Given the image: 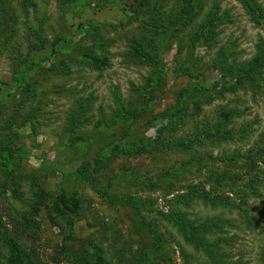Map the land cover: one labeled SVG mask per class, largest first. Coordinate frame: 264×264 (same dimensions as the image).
<instances>
[{
  "label": "rangeland",
  "instance_id": "1",
  "mask_svg": "<svg viewBox=\"0 0 264 264\" xmlns=\"http://www.w3.org/2000/svg\"><path fill=\"white\" fill-rule=\"evenodd\" d=\"M67 1L0 0V148L15 151L0 164V264L23 250L32 264H58L52 247L70 232L71 261L60 264H264V70L238 85L231 67L264 42V0H200L195 25L180 30L178 0ZM210 13L220 24L205 42ZM140 103L143 114L119 121ZM213 127L221 136L205 138ZM114 145L130 150L109 158ZM63 196L77 206L66 210L72 230L54 211ZM40 197L33 243L19 227Z\"/></svg>",
  "mask_w": 264,
  "mask_h": 264
},
{
  "label": "trees",
  "instance_id": "2",
  "mask_svg": "<svg viewBox=\"0 0 264 264\" xmlns=\"http://www.w3.org/2000/svg\"><path fill=\"white\" fill-rule=\"evenodd\" d=\"M27 1V0H26ZM58 2H60L61 4H67L68 1L67 0H57ZM149 2H151V0H148ZM161 0H154V3H159ZM248 9L251 8V0H241ZM178 4H179V8L180 11L177 10L176 15H175V20H177L179 17V21H177L176 23H172L173 26L175 24V26L177 27L176 30H180L183 27H190L191 25H195V21L198 18V16L200 15V12L202 10V6L200 4V0H178ZM26 6H28V4L25 3ZM156 16V15H155ZM159 26L155 25L157 30H161V34H163V30L162 28L164 27V25L162 23H160L161 21H164L166 19H159L156 16ZM220 24L219 19L214 16V14L210 13L206 19V21L202 24V26L199 29V34L200 37L204 40V38L206 40H204L205 42H209V40H212L215 36V28ZM165 28V27H164ZM167 28V27H166ZM165 28V29H166ZM259 50H258V54L257 56L250 62L244 64L243 66H231L233 69L236 70L237 74H238V85H242L247 81H250L251 83H255L256 81V77L258 76L259 73H261L264 70V42L259 44ZM138 51H140L139 48H137V54ZM79 58H82V60H87L85 58H87V56H80ZM88 62V61H85ZM147 62L149 64H152V60L151 58H149L147 60ZM231 70V68H226L225 66H223V74L224 76L227 74V72H229ZM160 70L155 69L153 71V73L150 75L151 78H157L158 74H159ZM151 83V85L155 88V82L153 80L150 79L149 81ZM201 84H195L194 87H196L193 91V96L195 97V101L199 103L198 101V96H199V90L201 89V87L199 86ZM157 88V87H156ZM141 94H143V96L145 97H151L153 93L156 92L155 91H151L149 93H147V88H141L140 89ZM189 91V90H188ZM187 91V92H188ZM182 98H180L181 102ZM119 106H120V112L122 109V103L119 100ZM146 106V104H135L133 106V104L131 105V107L127 110V114L128 116H125L124 112L122 111V115L120 116L119 121L122 122L123 120H125V122H127L128 120H131L133 118H137L139 117L141 114H143V108ZM84 110L82 107H80V109L76 112H72L73 116L70 120V122H76V118L78 114L79 116H81L84 112L82 111ZM123 110V109H122ZM115 118V117H114ZM219 127H213L210 129H206L205 130V138L207 139H212V138H219L221 136V134L219 135ZM161 132V130H160ZM175 144L182 146V147H189L190 146V142L185 141L183 139H179L177 141H175ZM130 147L128 145H124V146H119V145H114V147L111 150V155H109V158L113 157V156H117L119 153L121 152H129ZM143 148V147H141ZM145 148V145H144ZM15 156V151L12 149L11 146L9 145H3L0 148V164H2V167H6L7 165H9V162H12L11 159H13V157ZM103 159L100 158H96L92 163H90L88 160H85L81 167L78 170L77 176L78 177H89L91 175V170H97L100 165L103 164ZM94 165V167H92ZM43 197H40V199L36 202H31L29 204L30 209L29 211L27 210L26 213L24 214L23 218H22V223H21V227L20 230L22 232V234H24V236L29 237L30 239L33 240V243L36 242L37 239H39V236L41 234V221L39 220V215L41 213V206L43 204ZM216 200V198H215ZM214 200V201H215ZM63 206L60 207H55L54 211L55 213H57L56 215H60L62 216V220L66 221V224L69 225V229L72 230V227L74 226V220L73 217L70 216L69 214H66V210H69L71 213H78L77 212V206L73 203L68 202V200L65 199V197H62L61 200ZM51 220L52 223L57 224L58 226L60 223L59 221H56L55 216H53V213L51 215ZM181 226H185L186 228V232L188 234V236L190 238H192L193 241H197L198 243H200L201 245L203 244L202 242L198 241L199 239H196L195 237H193V231L195 230L194 227H190L188 223H186L183 220H178ZM8 227H4L3 229V225H2V214H0V236H5L6 233H4V231H8L7 229ZM183 228V227H182ZM202 227H199L198 229H201ZM22 234H17L18 238L22 237ZM66 241V242H65ZM68 241H72V244H68ZM74 237L72 235V232H70V234H68L67 236H65V240L63 243V245H55L52 247L53 249V254H51L50 258L52 260V262L55 263H62L65 261L70 260L71 261V254L73 253V250L71 249L70 245L74 244ZM6 242H9V240H6ZM206 250L209 251V247H206ZM34 253L36 252V250H34ZM213 254V253H212ZM36 255V254H34ZM37 256V255H36ZM37 258V257H36ZM80 263H83L84 261H86V256L84 254H82L81 256L78 257ZM25 260L28 261L29 264H32V259H31V253H26L24 250L23 252L21 251L19 256L16 257V261L13 262L12 264H25ZM36 264H41L42 261L37 258V260L35 259ZM73 263H77L78 261H72ZM10 264V262L8 263ZM97 264H104V260L100 257L99 260L97 261Z\"/></svg>",
  "mask_w": 264,
  "mask_h": 264
}]
</instances>
